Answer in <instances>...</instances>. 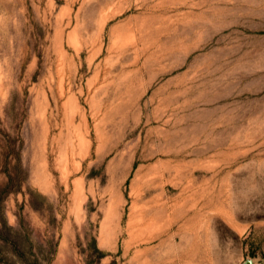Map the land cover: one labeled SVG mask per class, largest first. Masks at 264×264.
Instances as JSON below:
<instances>
[{"label":"rangeland","instance_id":"obj_1","mask_svg":"<svg viewBox=\"0 0 264 264\" xmlns=\"http://www.w3.org/2000/svg\"><path fill=\"white\" fill-rule=\"evenodd\" d=\"M0 193L42 264H264V0H0Z\"/></svg>","mask_w":264,"mask_h":264},{"label":"trees","instance_id":"obj_2","mask_svg":"<svg viewBox=\"0 0 264 264\" xmlns=\"http://www.w3.org/2000/svg\"><path fill=\"white\" fill-rule=\"evenodd\" d=\"M3 201L0 193V226L8 231L11 229L2 213ZM34 248L32 241H0V264H42Z\"/></svg>","mask_w":264,"mask_h":264}]
</instances>
